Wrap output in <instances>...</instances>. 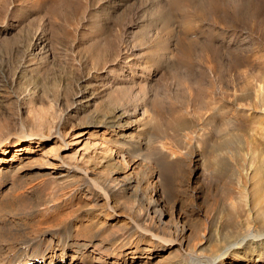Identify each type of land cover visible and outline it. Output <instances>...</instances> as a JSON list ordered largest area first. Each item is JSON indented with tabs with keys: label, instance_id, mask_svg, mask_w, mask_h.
<instances>
[{
	"label": "rangeland",
	"instance_id": "374dc122",
	"mask_svg": "<svg viewBox=\"0 0 264 264\" xmlns=\"http://www.w3.org/2000/svg\"><path fill=\"white\" fill-rule=\"evenodd\" d=\"M263 82L264 0H0V144L9 150L0 152V244L38 263L49 246H23L21 227L27 238L37 227L98 241L103 222L122 232L153 202L164 230L177 233L168 249L152 244L145 253L142 243L141 258L105 263L71 250L60 264H191L193 253L264 233ZM37 131L51 137L29 148L25 139ZM60 131L70 143L63 150ZM132 137L142 147L123 151L118 142ZM78 149L91 177L126 188L121 201L133 211L107 216L104 198L75 197L43 214L55 189L73 187L63 158ZM33 183L46 185L31 192ZM58 254L46 262L59 264Z\"/></svg>",
	"mask_w": 264,
	"mask_h": 264
},
{
	"label": "bare ground",
	"instance_id": "6f19581e",
	"mask_svg": "<svg viewBox=\"0 0 264 264\" xmlns=\"http://www.w3.org/2000/svg\"><path fill=\"white\" fill-rule=\"evenodd\" d=\"M263 84H264V82H263ZM254 88H256V87H254ZM263 102H264V100H263ZM242 111L245 112V110H241V112ZM244 114H245L244 116L253 117L252 112H248V113L245 112ZM263 114H264V109H263ZM113 134H114V131H111L110 135L112 136ZM50 137H51V135L50 134L47 135L44 131H37L34 134H29L25 139L26 140L25 143L29 144V148L35 149L34 148L35 144L36 145L38 144L37 146H39V144H40V146H41V145L45 144V142L47 140H49ZM133 137H132L133 141H131V142L124 141L122 143H119L117 139H114L112 141H115V143L118 142L119 145L121 144V148L123 151L126 150L127 148H129L128 146H130V145H128V144H132V146H134V148L136 147V149H139L140 147H142L143 144H141V142L139 140L134 141ZM58 139H59L60 143L63 144V148L61 150H63L67 146H69L70 143H69V141H67V136H63L61 131L59 132ZM21 145L22 144H19L20 147L17 148L16 154L14 155V158H11V161L18 158L19 150H24L23 147L21 148ZM102 147L104 150L103 152H105V153H108V152L113 153L115 151L112 149V147L105 146V144H103ZM157 148L163 152H166L167 155H171V156L176 155L175 154L176 152L173 149H170L169 146L167 147L166 144H164V143H160L157 146ZM8 151L9 150H7V147H4V145L0 144V152L1 153H7ZM80 152H81L80 149H78L73 156H65V158H63V162H65L64 166L67 167L68 172H69L67 174H69V177H72V179L74 180L73 187H71V188L68 187L69 190H67V191L65 190L64 187L63 188L61 187L62 189L59 188L58 190L55 189L54 193L53 194L51 193L52 195H50L48 197V199L46 198L47 201H46L45 205H43L42 208H40V210H42L43 214L48 215L50 213L53 214V213L57 212L63 206L64 203H66L68 200L73 199L75 197H87L88 199L92 200L93 203H97L100 198H104V201L106 204L105 205L106 210L103 213H105V215H107V216L108 215L113 216V214H115V211L117 209L119 210L120 208L123 211H128L130 209H131V211H133L132 210L133 208H130V206H127L124 203L125 201L124 202L121 201V199L126 195V192H125L126 188H124L123 186H121L119 184L113 183L112 180H110V179H106L104 181H99V180H96L93 177H91L89 171L86 168L80 166L81 160L79 161V159H78ZM119 156H122V154H120ZM123 159H124V156H123ZM2 161H3V163H8L6 160H2ZM45 185H46L45 183H37V184L32 185L29 189L32 192V190L35 191L39 187H42V186L44 187ZM28 197H30V196H28ZM257 204H258V202H257ZM259 204H260V202H259ZM255 207H257V206H255ZM25 208H27V207H25ZM257 209H258V213L256 212L257 216L259 214V217L261 216L262 219H264V206L262 208L257 207ZM111 210L113 211V213L111 212ZM31 212H28V213H31ZM134 213H135V216L134 217L132 216L131 219H133V221L131 222V225L129 226V228L133 231H131L129 228H128L129 230L127 229V230H124L122 232L116 231L113 229L109 230V229H106L104 222H103L101 228H99L100 229L99 233H100L101 239L98 241H92V240L91 241H79L77 239H74L70 233L59 234V233H61L60 231L58 233L57 230H54V229L51 230V228H49L46 231L43 230L40 232L37 230V227H36V230L34 229V231H35L34 237L33 238H27V237H25V234L27 231L25 230L24 227H21L22 232L25 233L24 234V240L22 242L23 246L25 244V247H30V246H33L35 243H37V241L42 240V241L47 242L49 248L46 250H42L43 251L42 252V254H43L42 258H40L37 261L38 263H35V261H34L36 259L35 256H29V257L25 256V258L23 259V258H20L19 255H16V253L18 251L15 248V245L13 243H7V244H3V245L0 244V264H16V263L19 264L21 262H22V264H56V263H53V261L46 262V260H45L46 256L45 255H47L49 253L50 256H54L58 252H59L58 263L60 264L64 261V256L67 255V253H69L71 250H73L72 258H80V257L82 258L85 256L93 255L94 256L93 260L96 263H105V262L109 261L110 258H113V257L115 258L114 261L116 262L120 258L128 255L127 253H131V255H129L130 260H134L136 258H141L142 256H144V254L141 253V251L140 252L136 251L140 248V244H142V243L148 244V246H146L147 248L144 249V250H146L145 253H147L149 251L151 252L150 246L152 244H156L157 246H159L160 250H164V249H168L167 247L172 246L173 242L178 239L176 232L172 233L169 231L166 232L164 230V227H163L164 226V219H163L164 213L160 208H158L157 203L154 204V202H153V204L152 203L149 204L148 208L136 210ZM22 214L23 213H21V215ZM23 215H25V214H23ZM26 215H27V213H26ZM27 216H25V217H27ZM95 216L97 217L98 215H95ZM45 217H47V216H45ZM259 219H258V222L260 221ZM100 221L101 220H99L98 218H94L91 220V223L95 225V224H99ZM23 224H24V222H23ZM20 226H18V227H20ZM36 226H37V224H36ZM25 227H27V226H25ZM90 229H92V228H90ZM11 230H10V232H11ZM84 231H86V230H84ZM29 232L30 231H28V233ZM86 232H88V230ZM134 232H135V234H134ZM89 234H90V232H89ZM239 236L240 237L236 242L229 244L225 248L223 247V250H221L218 253H216V250H212L213 253H210L207 255H199V254H195V253L191 254V258H192L191 264H201V263H203V264H226V260L228 258H240V259H246V260H250V261L262 260L264 262V233L263 232L257 233V234L253 233V235H251V234H247L245 232ZM54 237H56L58 239L57 240L58 245L56 248L52 249V251H51V248H52L51 247V240H54L55 239ZM132 238H134V239H132ZM134 241H136L137 246L134 249L135 251H132L131 250L132 248L130 247V245H131V243H134ZM255 243H259L258 246H259L260 252H258V254L257 253L254 254V251H257L253 247V244H255ZM129 251H131V252H129ZM177 252H178V250H174L175 256H176L175 253H177ZM171 259H173V258H171ZM171 261H173V260H171Z\"/></svg>",
	"mask_w": 264,
	"mask_h": 264
}]
</instances>
